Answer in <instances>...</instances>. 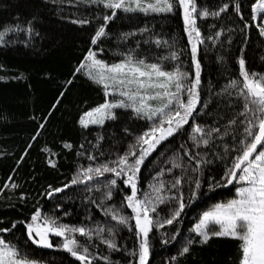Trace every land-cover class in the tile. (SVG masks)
<instances>
[{
	"label": "trees",
	"instance_id": "trees-1",
	"mask_svg": "<svg viewBox=\"0 0 264 264\" xmlns=\"http://www.w3.org/2000/svg\"><path fill=\"white\" fill-rule=\"evenodd\" d=\"M225 2L230 7L219 17L198 19L205 37L215 36L221 28L224 29L215 41L205 39L199 46L202 83L198 110L182 129L157 146L145 159L138 174L140 196L149 191L150 183L159 179H163L166 188H170L173 178L181 175V169L173 167L172 161L183 155L186 207L179 223L154 228V234H150L152 252L148 264L239 262V241L232 238L213 237L206 244L194 245L191 254L178 255L182 242L189 236L203 211L233 197L236 188L234 182L227 184L223 180L226 168L240 147L237 144L236 148H229L225 152L226 144L236 143L231 132L223 137L214 132L208 146L201 144L197 148L191 140L192 127L199 123L206 126V130L207 127L219 128L221 133L234 127L228 121L236 118L243 108L242 98L237 97L231 88L227 92L221 90L228 87L231 79H242L239 77L238 65L241 55L250 72L264 73V36L255 27L256 23L262 21L252 19L251 5L255 0H240L243 21H248L252 25L250 28L245 27L240 15L235 12L236 0H197L198 5L208 7L209 10ZM105 13L110 14V10L80 2L69 3L68 0H0V30L17 24L24 27L31 21L39 32L38 36L32 37L23 31L10 33L8 42L0 45V229H11L7 233L0 232V235L30 257L47 264L82 262L62 248H48L31 242L27 237L25 222L30 221L31 214L36 210L59 217L58 222L88 227L97 224L111 227L116 224L97 204L102 207L115 205L116 209L132 215L124 200L125 195L130 194V186L122 183L123 178H117L119 187L114 188L113 197L108 200L104 199V188L92 187L94 183L103 182L105 177L111 178L114 174L106 173L104 177H98L87 184L70 185L63 192L53 193L51 197L46 194L51 191L49 186L58 188L69 183L81 165L86 167L89 163L115 159L117 153L126 151L129 144L134 143L135 136L142 134L152 124V121L143 117H136L132 109L121 108L115 109L117 118L106 120L104 125L83 128L79 124V118L85 111L103 103L106 98H112L105 97L101 85L94 83L83 72L75 71L87 50L97 47L90 40L98 23L103 22L102 15ZM81 18H87L91 23L79 25L73 22ZM107 23L111 35L102 38L99 47H103L104 51L98 53L100 58L109 63L117 62L123 58L121 52L134 49L139 42L140 48L137 51L146 53L149 60L157 61L169 52L167 45L156 44L155 38L159 36L182 50L181 66L194 74V61L183 26L182 10L166 14L118 11L117 17ZM144 28L148 31H136ZM124 32H132L133 35L120 40L119 36ZM164 63L171 67L176 61L168 60ZM205 104L206 108L203 107ZM243 119L242 115L239 116L235 125L237 139L243 131ZM41 124H44L43 128ZM99 135H103L104 139L97 147ZM65 141L71 142L73 147L65 148ZM185 149H191L193 155H206L210 161L203 166L202 175L192 171V167L200 166L194 160L189 165L191 157ZM90 155H95L97 161H91ZM49 158L56 161L55 166L48 163ZM168 168L173 171L167 172ZM158 172L164 175L157 177ZM189 177L202 181L199 194L192 200H189ZM213 178L219 186L209 188V184L214 183ZM12 183L18 187L12 188ZM6 184L9 185L7 188ZM88 188L92 190L88 191ZM174 206L175 198L171 203L160 204L154 215L161 218L167 216ZM13 222H18L15 228H12ZM177 230L179 235L174 240L163 242V233L172 237ZM117 232V242L121 246L118 251H109L102 241L94 238L96 246L92 251L98 252L100 256H111V261L101 260L97 256L94 264H129L133 260L129 251L138 247L139 237L135 235V230L124 227H119ZM77 236L86 240L79 234ZM50 238L53 245L62 241L55 234H50ZM133 264H138V260Z\"/></svg>",
	"mask_w": 264,
	"mask_h": 264
},
{
	"label": "snow or ice",
	"instance_id": "snow-or-ice-1",
	"mask_svg": "<svg viewBox=\"0 0 264 264\" xmlns=\"http://www.w3.org/2000/svg\"><path fill=\"white\" fill-rule=\"evenodd\" d=\"M68 2L97 5L110 10V14L102 15L103 22L98 23L94 35L91 37L90 43L97 47H90L87 50L75 71L83 72L94 83L101 85L105 97L112 98H106L103 103L85 111L79 118V124L83 128H88L90 125H104L106 120L117 118L115 111L117 108L132 109L136 117H143L152 121V124L142 134L135 136L134 143L129 144L126 151L122 154L117 153L115 159L99 162L95 155H90L89 159L97 161L96 163H89L86 167L81 165L69 183L58 188L49 186L51 191L46 193L51 197L53 193L63 192L70 185L87 184L98 177H104L106 173L114 174L111 178L105 177L103 182L94 183L92 187L104 188V199L108 200L113 197L114 188L119 187L117 178H123L122 183L130 186V194H126L124 200L126 206L131 209L132 215L116 209L115 205L102 207L97 204L96 206L101 208L105 215H110L116 224L111 227H102L99 224L95 227H88L58 222L59 217L43 214L38 209L31 214L30 221L25 222L27 237L38 246L62 248L82 264H94L97 256L101 260L111 261L110 255L100 256L98 252L92 251L96 246L93 243L94 238L102 241L109 251H118L121 246L117 242V229L124 227L135 230V235L139 237L138 247L129 251V255L133 258L129 264H133L137 260L138 264H148L152 252L150 234H154V228H163L164 225H173L174 222L179 223L186 207L183 192L184 175L186 174L183 155L172 161L173 167L181 169V175L173 178L170 188H166L165 181L159 179L150 183L149 191L140 196L138 195V174L145 159L157 146L167 137L182 129L198 110V105L201 104L200 86L202 83V66L198 58L199 46L204 43L205 39L215 41L216 37L224 32V29L221 28L215 36L205 37L198 25V19L200 17H219L229 9L230 4L225 2L209 10L208 7L198 5L197 0H68ZM234 9L243 21L240 0H236ZM178 10H182L184 30L191 45L194 74L184 70L181 66L182 50L159 36L155 38L156 44L167 45L169 52L167 56H162L157 61L149 60L146 53L137 51L140 48L139 42L134 49L121 52L120 55L123 58L117 62L109 63L98 55L99 52L104 51L103 47H99L103 42L102 38L111 35L107 22L113 21L117 17L118 11L166 14ZM251 10L254 13L253 20H264V15H261L264 14V0H255L251 5ZM73 22L79 25L91 23L87 18L75 19ZM243 22L246 28L252 26L248 21ZM255 27L259 30V34L264 36V23L258 22ZM19 31L26 32L29 37L39 35L31 21L27 22L24 27L18 24L5 26L0 30V45L8 42L7 37L10 33ZM136 31L145 32L148 29H137ZM131 35H133L132 32H124L120 34L119 39L126 40ZM168 60L176 61V63L168 67L164 63ZM238 65L239 77L242 79H231L228 87L221 90V92H227L228 88H231L237 97L242 98L243 108L236 118L228 121L229 125L234 127L225 129L221 133L219 128L207 127L206 130V126L196 123L192 127L193 134L191 135L194 146L198 148L201 144L208 146L213 140L212 133L214 132L219 133L221 137L228 136L231 132L232 139L236 143L226 144L225 152L227 153L229 148H236L237 144L240 147L236 149L230 166L226 168L223 180L227 184L238 182L239 186L235 188L237 195L203 211L190 230L189 236L182 242L178 255L191 254L194 245L206 244L213 237L232 238L239 241L238 264H264V73L250 72L246 67L243 55L239 57ZM68 83L71 84L72 81L69 80ZM203 107L206 108L207 105L205 104ZM241 115L244 117L241 121L243 131L240 138L237 139L235 125ZM40 127L43 128L44 124H41ZM103 139V135L98 136L97 147ZM64 147L72 148L73 145L71 142L65 141ZM184 151L191 157L189 165L194 160L195 164L200 166L192 167V171L202 175L203 166L210 163L206 155L204 157H201L200 153L193 155L191 149ZM100 155L103 156V153ZM48 163L55 166L56 161L49 158ZM166 171L172 172L173 169L168 168ZM163 175V172L157 173V177ZM188 179L190 181L188 184L189 200H192L199 194L202 181L199 178L189 177ZM213 181L214 183L209 184V188L219 186L215 184V178ZM8 186L5 185L6 188ZM11 187L16 188L18 185L12 183ZM91 190L92 188H88V191ZM173 198H175V206L171 208L169 215L162 218L154 215L160 204L171 203ZM92 202L95 203V201ZM17 223L13 222L12 228H15ZM10 230L3 228L0 229V232L7 233ZM106 232L107 235H105ZM50 234L61 237L62 241L53 245ZM77 234L85 237L86 240L79 239ZM177 235H179L178 230L172 237L163 233L161 238L164 243H169ZM173 259L176 258L173 257ZM0 264H44V262L30 257L16 244L7 241L3 235H0Z\"/></svg>",
	"mask_w": 264,
	"mask_h": 264
},
{
	"label": "rangeland",
	"instance_id": "rangeland-1",
	"mask_svg": "<svg viewBox=\"0 0 264 264\" xmlns=\"http://www.w3.org/2000/svg\"><path fill=\"white\" fill-rule=\"evenodd\" d=\"M253 15H254V13H253ZM261 15H264V14H261ZM257 20H258V19H257ZM257 20H256V21H257ZM261 21H262V23H264V20H261ZM234 183L236 184V187L239 186L237 181H234ZM236 195H237V193L235 192V195H234L233 197H231V198H234ZM229 199H230V198H229ZM227 200H228V199H227ZM227 200H225V201H220V202H226ZM218 203H219V202H218ZM196 222H197V221H196ZM196 222H195V223H196ZM44 264H47V263H44Z\"/></svg>",
	"mask_w": 264,
	"mask_h": 264
}]
</instances>
